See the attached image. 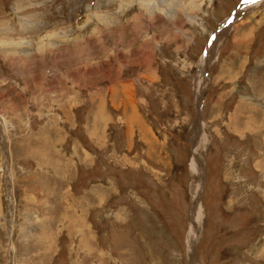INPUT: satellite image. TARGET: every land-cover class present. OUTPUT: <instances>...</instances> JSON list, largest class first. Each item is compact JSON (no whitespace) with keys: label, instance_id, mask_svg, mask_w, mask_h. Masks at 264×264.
Instances as JSON below:
<instances>
[{"label":"rangeland","instance_id":"rangeland-1","mask_svg":"<svg viewBox=\"0 0 264 264\" xmlns=\"http://www.w3.org/2000/svg\"><path fill=\"white\" fill-rule=\"evenodd\" d=\"M241 2L0 0V264H264V4L194 127Z\"/></svg>","mask_w":264,"mask_h":264},{"label":"bare ground","instance_id":"bare-ground-1","mask_svg":"<svg viewBox=\"0 0 264 264\" xmlns=\"http://www.w3.org/2000/svg\"><path fill=\"white\" fill-rule=\"evenodd\" d=\"M263 4H264V0H251L250 2L245 3L242 6L241 13L249 14L255 8H257V6L259 5L262 6ZM232 25H233V21H228V20L226 21L225 25L219 31L216 40H214L212 44L210 45L207 51V55L202 60V64L200 63L202 68L200 69V74L198 75L197 81L195 83V96L197 97L200 96L202 90L204 89L205 83L207 82V77H206L207 70H206L205 64H208L210 60L217 58L218 51H220V48L223 45L224 37H226V35L231 31ZM198 126L199 125L194 126V127H198ZM198 138H199V129L196 128L192 131V139H193V144H194V162H193L192 170L194 173H196L197 175H201L202 177V172H203L202 166L200 165L201 162L197 156V151H196L197 150L196 145H197ZM201 184H202V181H200V184L198 185L199 192H197L193 196V202H192L191 212H190L191 225H190L188 235L193 244L192 248L194 244L196 243L197 230H198V226L201 221L202 214H203L202 205L200 201V190L202 188Z\"/></svg>","mask_w":264,"mask_h":264},{"label":"water","instance_id":"water-1","mask_svg":"<svg viewBox=\"0 0 264 264\" xmlns=\"http://www.w3.org/2000/svg\"><path fill=\"white\" fill-rule=\"evenodd\" d=\"M250 1H251V0H242V2L240 3V5L238 6V8H237V9H236V10H235V11H234V12H233L228 18H226L222 23H220V25H219L217 31L215 32V34H213V35L210 37V41H209V43H208V45H207V49H206V51H205V53H204V55H203V57H202V60H203V58L207 55V51H208L210 45L212 44V42H213L214 40H216L219 31H220L221 28L225 25L226 21L228 20V21H233V22H235L239 17H241V15L243 14V13H241V8H242V6H243L245 3H248V2H250ZM207 59H208V57H207ZM213 61H214V59H213V60H210V61L208 62V64H205V65H206V66H205L206 69L209 68L210 64H211ZM201 64H202V61H201ZM201 64H200V67H201ZM200 67H199V69H200ZM201 107H202L201 96H199V97L196 96L197 121H196V123L194 124V126H197V125H200V124H201V110H202ZM192 147H193V149H194L193 141H192ZM204 178H205V177H204V172H202V177H201L202 181H204ZM193 247H195V244H194ZM190 255H191V260L194 261V257H195V255H194V249H192Z\"/></svg>","mask_w":264,"mask_h":264}]
</instances>
